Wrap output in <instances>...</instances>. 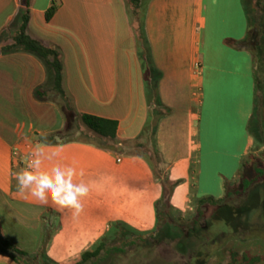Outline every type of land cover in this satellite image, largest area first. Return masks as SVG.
<instances>
[{"label":"crops","instance_id":"0c3cea01","mask_svg":"<svg viewBox=\"0 0 264 264\" xmlns=\"http://www.w3.org/2000/svg\"><path fill=\"white\" fill-rule=\"evenodd\" d=\"M52 6L57 10L47 21ZM23 8L22 0H0V230L9 242L36 254L49 235L47 257L77 264L112 232L152 231L166 179L175 185L168 213L179 217L193 216L188 212L202 197L223 196L224 180L236 179L255 145L249 131L253 55L240 42L257 27L250 25L244 0L149 2L146 33L160 73L150 102L125 0H31L27 34L61 51L75 110L118 122L115 141L55 145L39 139L64 132L66 124L56 102L34 95L52 88L43 63L21 50L3 51ZM260 26L264 36V22ZM147 122L155 127L153 138L141 137ZM37 144L60 151L53 163L74 167L73 182L89 186L78 216L50 200L38 204L16 195L13 174L25 166L14 151L27 153ZM144 146L155 148V168L139 152ZM53 163L45 161L44 170ZM0 264L16 263L0 254Z\"/></svg>","mask_w":264,"mask_h":264},{"label":"trees","instance_id":"16d2710c","mask_svg":"<svg viewBox=\"0 0 264 264\" xmlns=\"http://www.w3.org/2000/svg\"><path fill=\"white\" fill-rule=\"evenodd\" d=\"M151 0H125L127 6V14L129 20L133 24V29L137 41V55L145 73V92L148 101L150 102L152 96L157 94L158 81L160 73L155 68L151 49L146 33V13L147 7ZM259 8L264 12V0H256ZM23 9L20 12V23L17 28L16 34L11 42L3 51L9 52L14 50H21L26 53L32 54L37 57L44 65L47 72V80L52 88L50 90L38 88L35 90V97L40 100H53L56 102L59 110L61 111L64 119L66 131L72 122L80 121L81 124L89 131L98 136L100 140H112L117 138L118 122L111 119L101 118L90 114H82L75 110L72 104V97L65 87L64 78V63L62 54L57 47H48L43 43L31 38L27 34V27L30 18V4L31 0H22ZM57 8L50 7L45 15L47 21H50L54 16ZM263 25V23H262ZM241 45L249 48L253 55V66L256 79L254 112L251 118V125L249 131L254 137L255 147L257 149L264 146V36L251 35L245 37ZM51 93L54 96H51ZM155 127L150 122H147L141 137L149 136L154 137ZM40 142L47 145H55L65 142H70L75 139H64V132H58L47 136H41ZM80 140V139H78ZM81 141L91 142V140L81 139ZM145 148V146H144ZM153 151V152H152ZM142 152L147 161L154 167L155 160L158 159L157 152L154 149ZM163 194L162 198L157 203L156 208L159 215L165 214L166 221L170 222V197L175 185L171 184L167 179L162 181ZM264 158H253L246 155L238 170L237 177L234 181L225 179L223 183L224 194L220 198L213 196L202 197L195 203L194 215L189 224H198L200 219L205 215V210L212 207L213 209L223 206L231 205L239 208L246 203L250 193L258 188L264 189ZM257 186V187H256ZM256 187V188H255ZM160 208L164 209V213H160ZM207 222V219H206ZM187 224V226H189ZM124 232H131L129 229L123 228ZM119 235H116V237ZM49 235L41 242V245L36 254H29L25 251L15 247L9 242L0 230V254L8 256L16 264H54L46 255V244ZM104 252L108 255L111 253H122L119 247H108V240L99 243L93 249L88 250L82 254L80 262L77 264H89L94 259H101ZM231 261L228 264H259L260 258L253 256L247 252L242 255L235 251H230ZM223 264V263H217Z\"/></svg>","mask_w":264,"mask_h":264},{"label":"rangeland","instance_id":"374dc122","mask_svg":"<svg viewBox=\"0 0 264 264\" xmlns=\"http://www.w3.org/2000/svg\"><path fill=\"white\" fill-rule=\"evenodd\" d=\"M244 1L250 25L257 27L255 35L260 36L264 12L256 0ZM15 34L16 31L8 34L11 40ZM51 96L54 94L51 93ZM64 139L95 141L98 136L76 121L64 131ZM254 147L248 152V157L264 158V146L257 149ZM145 151L146 148L139 150ZM163 171H157L161 178L164 176ZM194 211L195 208L188 213ZM164 212L160 208V213ZM186 216L179 217L177 213H172L168 222L165 214H161L155 228L149 232L122 231L117 237L118 234L112 232L108 247H119L123 252H113L108 256L104 252L101 259H94L89 264H228L231 261L230 251L240 255L247 252L259 257V264H264V189L253 190L246 203L239 208L223 205L216 209H206L197 225L189 224V218L193 216Z\"/></svg>","mask_w":264,"mask_h":264},{"label":"clouds","instance_id":"9594fccd","mask_svg":"<svg viewBox=\"0 0 264 264\" xmlns=\"http://www.w3.org/2000/svg\"><path fill=\"white\" fill-rule=\"evenodd\" d=\"M60 156V151L49 153L44 146L37 144L25 157L26 166L13 174L15 193L21 199H31L38 204H46L50 200L61 209L71 210L75 217L82 211L81 200L88 196L89 186L73 182L77 174L74 167L53 163ZM45 161L53 163L50 171L44 170Z\"/></svg>","mask_w":264,"mask_h":264},{"label":"built area","instance_id":"2783aa9c","mask_svg":"<svg viewBox=\"0 0 264 264\" xmlns=\"http://www.w3.org/2000/svg\"><path fill=\"white\" fill-rule=\"evenodd\" d=\"M27 148H29V147H27ZM30 152H31V150L29 152L27 151V153H24V152H20L18 149H15V151H14L15 159L17 160V162L19 164L24 163V166H26L27 160L25 159V157H27Z\"/></svg>","mask_w":264,"mask_h":264}]
</instances>
